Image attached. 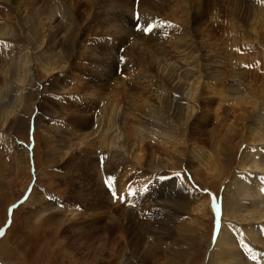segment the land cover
I'll return each mask as SVG.
<instances>
[{
  "label": "rangeland",
  "instance_id": "1",
  "mask_svg": "<svg viewBox=\"0 0 264 264\" xmlns=\"http://www.w3.org/2000/svg\"><path fill=\"white\" fill-rule=\"evenodd\" d=\"M188 1L199 4L201 0ZM215 1L223 4L220 9L217 8L219 4L215 5L213 7L214 13L217 12L218 20L220 17V19H225L227 23L218 28L216 25L213 27L210 19H208L210 11H206L207 7L203 15L205 14L204 18L208 19V22L206 19L200 21L208 23V30L212 35L216 34V38L213 37L209 42H207L208 37H204L203 40L201 37L206 34L205 30H202L203 34L194 35L187 22H184L186 20L180 19L185 15L178 14L176 16L172 14L169 16L166 6L158 5L151 12L154 21L150 24L155 23L152 31H147L146 27L138 26L153 39L152 44L145 42L144 39H139V35L129 41L126 40L116 53L122 56L118 58L117 65L110 68L107 76L99 72L98 62L95 59L88 61L71 58L69 60L62 59L63 62L51 60L50 65L53 68L57 67V69L48 73L45 70L47 67L45 63H32L30 64V75L19 70L18 65L23 68L26 67L22 62L17 65V63L1 61L4 66L0 71H5L0 75V230L3 231V234H0V264H103L105 255L102 251V240L105 231L101 230L95 233L92 231L91 234L88 230L94 224H90L94 218L90 210L91 194L97 193L96 188L99 184L107 189L108 196L111 197L107 199L108 202L107 200L104 201L108 205V208L106 206L105 208L111 212L106 211V213L101 214L103 219L100 222H110L108 217L111 214L112 216L116 215L115 221L126 224L124 220L127 219L129 212L131 213L129 215L135 219V223L137 222L138 228L144 225L143 222L150 223L152 221V226L156 229L154 232H166L168 237L165 240L168 253L160 252L159 257L167 258L169 255L167 259L178 260L180 252L183 251L182 259L188 261L192 259L193 264H204L217 230V214L222 216L224 214L227 224L237 226V229H245L244 231L247 232L252 222L240 210L242 205L241 199L236 193L237 183L229 181V178L233 170L238 174L241 173L237 167L243 151L251 150L253 143L255 144V141L260 140V136L248 134L251 130L250 125H259L254 123V117L251 115L257 114V110L252 113L254 109L253 100L256 99L254 97H263L258 102L261 108H264V94L262 93L264 88V9L260 11L258 3L261 0H255L257 3L253 2L256 4L253 5V7L256 6L255 10L253 11L254 8L252 7V14L244 18L241 8L251 0H245V2L244 0H202L199 6ZM162 6L164 7L162 13L158 16L154 15V12ZM216 8L218 11L215 10ZM198 12L201 13V9ZM238 29L239 31H237ZM226 31H228L227 34ZM18 34V38H14L15 41H11L9 44L13 46L10 48L11 55L15 53V47L20 49L29 45V40L22 28L18 27ZM230 34L233 36V40ZM189 36L191 37L189 43H192L194 47L188 48V50L168 48L167 45L162 46L157 41L161 37H171L176 42ZM227 36L231 37V40ZM105 38L112 42L110 37ZM200 41L210 45H202ZM225 41L227 42L225 43ZM155 43H158L159 46ZM155 47L158 51L153 49ZM192 49L206 53V58L191 59L193 55L190 51ZM22 50L25 51V49ZM100 51L106 58L107 52L105 50ZM210 51H213V54ZM124 53L125 55H123ZM210 53L211 55H209ZM213 55V61H207V57L211 56L212 59ZM106 59L112 61L114 57L108 56ZM91 62L93 66L90 65ZM209 63L212 64L209 65ZM174 64H179L181 69L175 72ZM188 64L197 65L200 71H194V73L190 71V82H186L184 78L183 91L188 93H184V96L189 100L184 101L183 107L181 105L182 108L180 107L181 109L176 111V115L181 127L187 129L200 127L201 135L206 140L204 150L208 155L207 157L204 156L203 160L208 165H205L204 162H191L190 159L183 156V153L175 152L171 148L167 152H161L162 147L160 148L159 143H153L152 140V144L155 146L153 150H158L155 161L158 165L157 170L140 165L138 159L131 156H126L128 158L126 163L117 162V166L114 167L110 165L112 160H106L112 158V154H108V147H103L105 142L103 139L100 140L105 134L98 138L99 142L96 147H94L95 145L88 147L87 153L82 152L81 138H73L75 144L73 151H71L78 157H82L76 158V162L69 163L67 161L68 154L66 155L65 152L69 153L68 148L70 147L63 148L62 146H65V140L67 144H71L68 138L72 137L66 131H62L64 136H61L58 133L59 125L65 123L71 131V126L76 127L73 120H78L79 123L75 124L81 125L82 123L83 125L90 120H96L104 108L106 110L109 107L117 108L114 107L117 104L118 112L121 113L119 123L122 122V126H124V119H132L129 113H134L137 117L142 116L143 118H137L136 122L132 121L130 125L132 124L136 128L141 126L145 130L146 127L139 124L144 123V118L148 115L150 117L152 113L143 116L141 110L131 104L133 102L134 105L138 104L135 103L136 100H140V103L141 99L144 98L142 92L147 90L148 96L152 95L149 99H152L153 102L149 103L147 108L150 109V107L155 106V109L162 110L160 97L163 95L159 93H162V89L165 87L161 85L158 76H171L170 72H175L177 76L182 70H188ZM146 69L151 70V77L148 82L146 77L139 79L138 76L141 72L149 74L150 72H146ZM204 75L207 78L214 76L222 82L219 83L220 87L223 88L222 96L214 94L210 106H207L206 100L202 99V97H209V95L201 92L198 100L196 89L189 91L199 80L204 81ZM121 76L125 80H121ZM194 80L196 83L193 84ZM38 82L41 85H38ZM213 82L217 83V81ZM74 83L77 88H72L70 92L62 90L66 86L73 87ZM35 84H37L36 87L33 86ZM141 86L147 87L145 89ZM198 86L200 88V84ZM93 88L98 89L99 93L104 95L94 99L92 93L95 90H92ZM117 90L118 92H116ZM202 90L207 89L203 87ZM156 91L157 94H154ZM126 95L130 104L124 102L123 97ZM31 97L34 98V101L30 100ZM168 97L171 98L170 92ZM240 98L242 101L237 102ZM245 99H249L250 103H244ZM194 101H199L201 106L193 104ZM169 102L172 106V100ZM18 108L20 112H18ZM112 110L106 112L105 117L112 116L114 112ZM208 112L209 114H207ZM240 113L251 117L241 120L239 118L242 116ZM80 117L82 120L79 119ZM84 117L87 119L85 122ZM171 118L165 120L167 125ZM260 119L264 129V113L261 114ZM4 120L7 121L6 124H4ZM146 120L148 119L146 118ZM170 125L173 126L174 122H171ZM235 129H237L236 132ZM43 135L50 137L51 142L54 140V143L60 140L59 138L66 136L67 138H63L61 149L53 151V145H45L44 140L46 142V138ZM110 136L111 134L107 136V140H110ZM7 143L9 144L7 145ZM22 145L29 146L32 153L31 159L27 163L22 162L19 158L20 155H18V147ZM104 150L106 151L104 152ZM60 151L61 159L57 153ZM89 159H92L90 162L104 161L105 166L99 165L96 169L92 168L91 163L87 162ZM108 162H110L108 165L110 168L107 166ZM121 164L123 166L119 167ZM255 175L262 176L260 174ZM258 182L264 183V179L259 178ZM120 189L124 190L121 194ZM227 189L228 193L226 192ZM77 195L84 197V201L82 198L74 201L77 200ZM111 199H113L112 202H110ZM61 200L65 201L66 208L70 207L71 211L76 210L75 213L78 215L73 216L69 212L66 213L67 216L55 215L51 208L54 205L59 206L58 202ZM219 201L222 203L221 207L217 206ZM204 202H208L205 207L206 210L199 213L197 207ZM161 203H163L162 206ZM103 204L105 205V203ZM14 205L15 207H13ZM136 206L137 208H135ZM124 210L127 212L124 216L125 219L122 216ZM62 213L64 214V212ZM227 213L231 216L230 220L227 218ZM61 218L66 221H62ZM85 232L87 233L86 236ZM119 234L121 235V232L117 233V235ZM116 238L119 237L116 236ZM147 239L151 240L148 237ZM125 252L127 253L125 257H130L129 260L132 264L160 263L154 259L150 262L140 261V258H136L126 249L122 250V254L117 252L115 255L116 252H111L112 264H120Z\"/></svg>",
  "mask_w": 264,
  "mask_h": 264
},
{
  "label": "bare ground",
  "instance_id": "2",
  "mask_svg": "<svg viewBox=\"0 0 264 264\" xmlns=\"http://www.w3.org/2000/svg\"><path fill=\"white\" fill-rule=\"evenodd\" d=\"M256 1L251 0L243 8H241L242 10L241 12L245 14V15L243 14L244 18L252 14V12L255 10L256 6L253 7V5L257 4ZM253 2H255L256 4H254ZM201 3H202V0L200 1L199 4L189 3V1L187 2V0H161V2H158V0H0V69L3 68L4 66V64L1 61H7V63H17V65L19 62H22L23 64L26 65V67L23 68L18 65L19 70L22 71L26 75H30L31 74L30 64L42 62V63H45V65L48 67V68L45 67V70L48 73V72H53L54 70L57 69V67L53 68L50 65L51 60L63 62L62 59L69 60L71 58H80L82 60H88V61H90L91 59L97 60L99 72L107 76L110 68L117 65L118 58L122 56L121 54H116V53L119 51L121 44L125 43L126 40L129 41L131 38H134L135 36L139 35L138 36L139 39L141 40L144 39L145 42L152 44L153 39L150 38L147 34H145L141 29H139L138 26L147 27V25H149L152 21H154V18L151 16V12L154 9V7L158 5H161V4L165 5L169 11V16L172 14L176 16L178 14L185 15L181 17L180 19L186 20L184 22H187L188 27L192 29L194 35L196 36L198 34L200 35V33H202V30L203 31L205 30L206 34L202 33L204 36L201 35L202 36L201 38H203L204 40L205 39L204 37H208L207 42H209L210 39H213V37H215L216 34L212 35L210 33V30H208V27H207L208 23L206 22H208V19H210V23L213 24V27H215L214 25H216L217 28L220 27L222 24L227 23L225 19H220V17L218 20L217 12L214 13L213 11V7L215 5L219 4L217 8L220 9V6L223 3H219L215 1V2H210V3H204L200 7L199 5ZM260 3H258V7L260 8V11H261L262 9H264L263 8L264 0H261ZM136 5H138V7H136ZM210 5H212V7H210ZM206 7H207V10H206ZM252 7L254 9L251 12ZM217 8L215 10H217ZM200 9H201V13L198 12L200 11ZM162 10H164L163 6L157 11H155L154 15L156 16L160 15L162 13ZM204 10L210 11V17H208V19L204 18L205 14L203 15V12H206ZM136 11L139 12V17H140L139 20L135 19L134 14ZM203 19L207 20L206 22L203 21L206 27L203 25V22L200 21ZM12 21H15V22L12 23ZM60 26H62L61 27L62 30L60 29ZM202 26H204L205 29ZM18 27L22 28L23 33L29 40V45L25 47H21L20 49H17V47H15L14 49L15 53L11 55L10 53L12 51L10 50V48H12L13 46H10L9 44L11 41H15L14 38L16 39L18 38V35H19ZM231 27H232V24H231ZM219 29L221 30V28ZM228 31H226V34L228 33ZM237 31H239V29ZM224 32H225V29H224ZM142 34H145L147 36L142 35ZM105 37H110L112 39V42L107 40ZM228 38L230 39L231 37H228ZM190 40H191L190 36L185 37L183 39H179L176 42L172 40L171 37H161L157 39L158 43L162 46L167 45L168 48H182V50H188V48L191 49L194 47L192 43H189ZM226 40L228 41V39ZM232 40H233V36H232ZM235 40H234V43H235ZM227 41H225V43ZM158 43H155V44L159 46ZM200 43L202 45L206 44V42L204 43L202 41H200ZM156 48L157 47L153 49L157 50ZM22 49H25V51H23ZM100 50H105L107 52L106 58L108 56H111V57H114V60L109 61L108 59H106ZM190 52H191V55H193L191 59L193 58L203 59V58H206V55H207L206 53H203V52L200 53L198 49H192V51ZM211 53L209 55H211ZM123 55H125V53ZM214 55L212 59L210 58L211 56H208L207 61L209 60L213 61ZM211 64L212 63H209V65ZM90 65L93 66V63L91 62ZM157 65L159 66V64ZM188 66H189L187 67L188 70L186 71L182 70L179 73L177 72L179 75L176 76L175 72L180 70L181 66L179 64L177 65L174 64L175 72H170L171 76L169 75L158 76L160 78L161 85L165 87L162 89V93L161 92L159 93L160 95H163L162 97H160V101L162 102V105H161L162 110L159 111L155 109L154 108L155 106L154 107L152 106L153 108L150 107V109L147 108L149 103H153L152 99H149L152 97V95L149 97L147 94V90H144L142 92V94L144 95V98L141 99L140 103H139L140 100H136L135 103H138V104L134 105V102L133 104H131L135 106L136 108L138 107V110H141V113L143 114V116L148 115L149 113H152L150 117L148 115V117L146 116L144 118L145 119L144 123L141 121L142 124H139V125H143L144 127H146L145 130H143L141 126H139V128H136L134 125L132 124H131L132 126L130 125V122L131 123L132 121L136 122L137 118H143L142 116L137 117V115H135L134 113H129L131 114L132 119L131 120L124 119L123 121L124 126H122L121 124L122 122L119 123V120H120L119 115L121 113L118 112L119 107L117 104L114 105V107H117V108L109 107L108 110L104 108L102 113L100 115L98 114L99 116H97L96 120L89 119L90 120L89 122H85L87 119L86 117H84L85 119L83 118V120L85 123L83 125L82 123L81 125L75 124L79 122L78 120H75V121L73 120V124L78 128L71 126V129H72V130L70 129L71 131H69L67 124L64 123V124L59 125L58 133H60L61 136H64L62 135V131H66V133H70L72 137V138H68L70 139L71 144L68 143L69 144L68 145L65 140L64 143L66 144L65 146L64 145L62 146L63 148H67L68 146L70 147L68 148L69 153L65 152L66 155L68 154L67 161L70 163V162L75 161L76 158L80 159L82 157V156L78 157V155L72 152L73 151L72 149L74 148L73 146L75 144V142L73 141V138L74 139L81 138L80 143H82V145L80 146H82V152L87 153L88 147H92L93 145H95L94 147H96L97 146L96 144H98L99 142L98 138L102 136L103 134H105V136H102V138L100 139V140L103 139L105 142L102 146L103 147L107 146L108 154L110 155L112 154V158H114V159L112 158L106 159V160H112V163L110 164V162H108L107 166L110 164L115 167L117 166V162L126 163L128 159L126 156H131L134 159H138V162L140 165H145L148 168L151 167L154 170H157L158 165L156 164L155 161H156L158 150H153L155 146L152 144V140H153V143L154 142L159 143L160 148L162 147L161 152L163 151L167 152L169 151V148H171L175 152L183 153V156L186 157L187 159H190L191 162L196 161L198 163L199 162L203 163L204 156L207 157L208 155L206 154V151L204 150V145L206 144V140L201 135L200 127H196L194 129L183 128L178 124V119L176 115V111L179 110V108L184 103V101L189 100L186 98V96H184V93L188 94L187 92L183 91L184 78L186 82L187 81L190 82L191 80L189 79L190 71L191 73H194V71L195 72L200 71L197 65L188 64ZM4 71L5 70L0 71V75H2ZM145 71L150 72V73L148 74V73L141 72L138 74V76H139V79L146 77L147 82H148L151 77V70L146 69ZM111 75H114V74H111ZM206 75H204V81L199 80L198 83L192 86L189 91H191L192 89H196V94H198V100H199V94L201 92L205 93L206 95H209V97H202V99L206 100L205 103L207 106H210L211 102L214 99L213 95L220 94L222 96L223 88L220 87L219 83H222V82L218 78L214 76L207 78ZM120 79L121 80L123 79L122 76L120 77ZM213 81H217V83H214ZM194 83H196L195 80L193 84ZM198 84H200V88ZM38 85H41V83L38 82ZM33 86L36 87L37 84ZM203 87H205L207 90L203 91L202 90ZM72 88H77V85H75L74 83L73 87L66 86L65 88L63 87V89L62 88L61 89L68 90L64 92H70ZM92 90H95V92L92 93L93 94L92 96L94 97V99L98 97H102L104 95V94H100L99 90L96 88H93ZM116 92H118V90ZM122 92L125 93V91H122ZM169 92L171 93V98L168 97ZM262 93L264 94V88L262 89ZM154 94H157V91ZM156 97L158 98L159 96H156ZM123 98H124V102H128L130 104V101L127 95L124 96ZM254 98L256 99L253 100L254 109L252 113L257 110V114L255 113L256 116L255 115L253 116L254 113L251 115L252 117H254V123H257L259 125L258 126L250 125V127L248 126L251 129L249 130L248 135L253 134L255 136H260V140L255 141V144L253 143V145L251 146L252 147L251 150L243 151L242 157L240 158L238 167H237V169L241 171V173L239 172L238 174L237 172H235V170H233L232 175L229 178V181H232L233 183L234 182L237 183L236 193L238 197L241 199V205H242L240 210L245 216L248 217V220L252 222V224L249 225L248 229L246 228L248 232L247 234V232L244 231L245 229L244 230L237 229V226L227 224L226 222L227 220L225 219L224 214L223 216L217 214V217H218L217 230L215 232L214 240L211 243V250L208 253V256L206 257V259L204 260V264H264V183L258 182L259 178L264 179V129H263V125L260 123L262 122V120L260 119V116L262 113H264V108H261L258 102V101H261L263 97H260V98L254 97ZM30 100L34 101V98L31 97ZM169 100H172V106L170 105ZM241 101H242V98H240L237 102H241ZM244 103L249 104L250 100L245 99ZM193 104L200 105L199 101L198 102L194 101ZM154 105H156V103H154ZM235 109H237V107H235ZM109 110L114 111L112 116L105 117L106 112H109ZM18 112H20L19 108H18ZM207 114H209V112ZM240 116L241 117L239 118L243 120L244 118L249 117L250 115L246 116L240 113ZM146 118L148 120H146ZM169 118H171V120L169 121L167 125L165 120ZM79 119L82 120L81 117ZM94 120L97 124L94 122ZM93 122L96 125H94ZM171 122H174L173 126L170 125ZM6 123L7 121L4 120V124ZM240 124L243 125L242 123ZM246 129L247 128L245 127V130ZM147 131H148V134H146ZM234 131L236 132L237 129H235ZM110 134H111L110 136L111 138L109 137L110 140H107V136ZM45 136H44V138H46V142L44 140V143H46L45 145L46 146H48L49 144L53 145L52 146L53 151L57 149L58 150L61 149V145H62L61 142L62 140H64L63 138H67V136L59 138L60 140L55 141L54 143V140L51 142L50 137H47V136L45 137ZM56 142L58 143V145ZM8 144L9 143H7V145ZM150 149L153 151L150 152L151 151ZM105 151L106 150H104V152ZM57 153L59 154L61 153V151ZM31 154L32 153L30 152L29 146L25 147L22 145L18 147V155H20L19 158L22 160V162L27 163L31 159ZM72 154L73 156H71ZM58 157L61 159L62 155L59 154ZM191 158H193V160H191ZM91 160L89 159L87 160V162L91 163L92 168L96 169V167L99 165L105 166L104 161L90 162ZM226 160L227 158L225 159V161ZM80 164L82 163L80 162ZM204 164L208 165L207 162L206 163L204 162ZM120 166H123V165L121 164L119 165V167ZM108 167L110 168V166ZM97 173H98V170H97ZM255 174H260L262 176H258ZM96 189L98 191L96 193L95 192L96 190L94 188L95 193L91 194L92 201L90 202L91 203L90 210L92 211L91 215L94 216L90 224L92 223L94 224L91 225V227L88 228V230L90 231L91 234L93 233L92 231H94V233L99 232L101 230L105 231L104 236H103L104 238L102 240V244H103L102 251H103V255H105L103 259L105 261L103 262V264H112L113 263L112 258H111L112 253L116 252L115 255L117 254V252L119 254H122L121 253L122 250L124 251L126 249L129 250V252L132 253L136 258L137 257L140 258V261H144V262L146 261L150 262L152 261V259H154L156 261H159L160 262L159 264H193L192 259H189V261L182 259L181 255L183 251L180 252V256L178 260H175L173 258L167 259L169 255L167 256V258H165L164 256L159 257L160 252L161 253L163 252V254H166L168 250V247H166L167 245H165V242H166L165 240H167L168 237H167L166 232L160 233V231H158L155 233L154 231L156 229L153 228L152 223H151L152 221L150 223L143 222L142 224L144 225L139 226L140 228H138L137 222L135 223L134 221L135 219L129 215L130 213L129 211H128L129 213L127 214L128 215L127 219H125L124 216L126 215L127 212L126 210H124L122 212V216L124 217L125 219L124 221H126V224L125 222L124 224H122L118 221H115L116 215L112 216L111 214L108 217L110 219V222L108 221H104V223L100 222V220L103 219L101 214L106 213V211L111 212L110 210L106 209L108 208V205H106L107 203L104 202L105 200L111 197L108 196L109 192L106 191L107 189L103 187L102 184H99ZM186 189L189 190L190 188H186ZM121 191H120V194L124 192V190H121ZM226 192L228 193V189ZM46 198H48V196H46ZM81 198L82 197L80 195H77L76 196L77 200H74V201H78ZM83 198H82V201H84ZM108 201L109 200H107V202ZM112 201L113 199L110 200V202ZM64 202L65 201L61 200L60 202H58L60 204L59 206L54 205L51 208L52 212L55 213V215L67 216L66 215L67 212H69V214L73 216L78 215V213H75L77 212L76 210L71 211L70 207L68 206H67L68 208H66ZM103 203H105V205ZM163 203H161V206ZM207 204L208 202L206 203L204 202L203 204H201V206L197 207L198 212L201 213L205 211L206 210L205 207ZM87 205H84V206H87ZM220 205L222 206V203L219 201L217 206L221 207ZM135 208H137V206ZM62 212H64V214ZM159 214H160V211H159ZM177 214H179V212H177ZM227 218L229 220L231 219V216L228 215V213H227ZM62 221H66V220L62 219ZM132 228H134L133 231H132ZM118 232H121V235L120 234L117 235ZM86 235L87 233L85 234V236ZM116 236H118L119 238H116ZM147 237L151 238V240L147 239ZM161 239L162 241L160 242ZM126 255L127 253L125 252L123 253L122 258L120 257L121 258L120 264H132L131 261L129 260L130 257L126 258L125 257ZM162 259L164 260L161 261Z\"/></svg>",
  "mask_w": 264,
  "mask_h": 264
},
{
  "label": "snow or ice",
  "instance_id": "3",
  "mask_svg": "<svg viewBox=\"0 0 264 264\" xmlns=\"http://www.w3.org/2000/svg\"><path fill=\"white\" fill-rule=\"evenodd\" d=\"M137 19L138 20L140 19L139 15H137ZM153 27H155V25L149 24V25H147L146 30L147 31H152ZM13 207H15V205ZM0 234H3V231L2 230H0Z\"/></svg>",
  "mask_w": 264,
  "mask_h": 264
}]
</instances>
